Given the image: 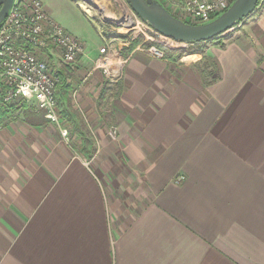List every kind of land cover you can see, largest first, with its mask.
<instances>
[{"label": "crops", "instance_id": "0c3cea01", "mask_svg": "<svg viewBox=\"0 0 264 264\" xmlns=\"http://www.w3.org/2000/svg\"><path fill=\"white\" fill-rule=\"evenodd\" d=\"M214 39L114 80L86 50L63 84L89 158L47 120L0 125V264H264V0Z\"/></svg>", "mask_w": 264, "mask_h": 264}, {"label": "built area", "instance_id": "2783aa9c", "mask_svg": "<svg viewBox=\"0 0 264 264\" xmlns=\"http://www.w3.org/2000/svg\"><path fill=\"white\" fill-rule=\"evenodd\" d=\"M81 1L83 3H78V7L85 13L80 4L86 7L91 4L89 0ZM106 1L115 13L101 20L108 28L100 33L102 45L90 73L101 71L106 78L114 80L135 52L163 60L167 52H188L197 44L180 42L158 33L131 9L127 0ZM156 1L176 18L199 25L218 17L235 0ZM127 45L133 47L124 57ZM85 57L83 42L54 22L40 0H14L0 23V103L14 105L23 101L32 104L35 111L44 113L45 120L60 127L56 101L58 87L64 78L72 76ZM61 134L64 138L68 136L63 128Z\"/></svg>", "mask_w": 264, "mask_h": 264}, {"label": "rangeland", "instance_id": "374dc122", "mask_svg": "<svg viewBox=\"0 0 264 264\" xmlns=\"http://www.w3.org/2000/svg\"><path fill=\"white\" fill-rule=\"evenodd\" d=\"M40 1L44 5V7L47 8V10L51 13L53 19H55L57 22H59L58 24L63 29H65L67 33H69L70 35H72L76 39L83 42V44L86 47V50L90 51L92 57H95L98 55L97 51H98L99 47L102 45V39L99 37V34L104 31V28H106V29L108 28V27H105V25L103 24V22L101 20L103 18H106V16L107 17L111 16L112 14H110V13H115L114 8L111 7V5L108 3V1L98 0L100 6L104 10L103 13L105 14V16H103L101 14L102 13L101 10L94 9L91 2H90L91 5H87L88 10L90 11L89 15H88V13L87 14L84 13L78 7V3L82 2L81 0H40ZM262 1L263 0H260L259 4L262 3ZM108 4H109V6H107ZM259 4L255 10H258ZM238 26H239V23L234 27L233 30L237 29ZM229 33L230 32L220 36L219 38H222L223 36H226ZM218 40L219 39H215L214 41L217 42ZM194 46H196V45H194ZM194 46L190 47L188 52H181L182 55L180 54V57L183 58L184 57L183 55L190 54V55L197 56L200 58V56H202V54H204V50H202V53L201 52L198 53L197 50L199 48L203 49V47L197 46L194 48ZM191 49H193L192 52H190ZM205 63L206 64H204V62H203L204 69L209 70L208 68L211 67L210 64L208 62H205ZM209 71L213 72V69L209 70ZM66 98L69 101V107H68V105H67V107H68L70 113L75 114L77 116V118H78L77 120H78L79 124L81 125V127L83 128L84 134H86L87 136H89L91 138V134H89V131L87 130L86 126L84 125L80 115L75 110V108L72 106V100L70 99L69 92L66 93ZM62 103L64 105V101L59 96V98L57 100V110H58L59 118L61 121L60 127L63 129H67V131H69L72 126L70 123H68L66 118H64L62 116V113H61V111L63 110ZM17 106L19 108H17L16 110L14 108L13 109L11 108V107H17ZM0 108L3 109V111H5L6 115H7L6 121L4 123H0V125H3L6 122H10V121L14 120V118L16 116H21V115L23 116L25 113L24 110H27V111L33 110L34 112H37V111H35L34 105H32V104L27 105L23 101H18L14 105H12V104L3 105L2 103H0Z\"/></svg>", "mask_w": 264, "mask_h": 264}, {"label": "water", "instance_id": "95a60500", "mask_svg": "<svg viewBox=\"0 0 264 264\" xmlns=\"http://www.w3.org/2000/svg\"><path fill=\"white\" fill-rule=\"evenodd\" d=\"M14 0H0V23ZM131 9L158 33L180 42H206L234 29L251 16L260 0H235L222 14L205 24H189L170 14L156 0H127ZM95 8L100 7L94 4Z\"/></svg>", "mask_w": 264, "mask_h": 264}, {"label": "trees", "instance_id": "16d2710c", "mask_svg": "<svg viewBox=\"0 0 264 264\" xmlns=\"http://www.w3.org/2000/svg\"><path fill=\"white\" fill-rule=\"evenodd\" d=\"M220 45H222L221 42L219 43V46ZM197 52L202 53V49L199 48L197 50ZM168 53H173V51H170ZM180 54H181V51H180ZM180 54L178 57H180ZM203 61H204V59L202 58V62ZM204 64H206V63L204 62ZM210 75L211 74H209V76ZM66 93H67V86L65 84H63V82H62L61 85L58 87V90H57L56 101L58 100L59 96L64 101V105L62 103L63 110L61 111V113H62V116L64 118H66L68 123H70L72 126L71 129L68 131V136L72 137L73 135H76L80 139V145L77 147L76 153L81 157L89 158L93 153L92 140L89 136L84 134L83 128L81 127V125L79 124V122L77 120L78 119L77 116L75 114L70 113V111L68 109L69 101L66 98ZM67 105H68V107H67ZM11 108L12 109L14 108L16 110L19 107L17 106V107H11ZM24 111H25V113L23 116H24L25 120L30 125H43L44 123H46V120L44 119V113L43 112H41V111L34 112L33 110H31V111L24 110ZM6 116H7L6 112L0 108V120L2 119L0 121V123H4L6 121Z\"/></svg>", "mask_w": 264, "mask_h": 264}, {"label": "bare ground", "instance_id": "6f19581e", "mask_svg": "<svg viewBox=\"0 0 264 264\" xmlns=\"http://www.w3.org/2000/svg\"><path fill=\"white\" fill-rule=\"evenodd\" d=\"M91 3H92L93 5H94V4H97L98 6H100L98 0H93V2H91ZM80 5H81V8L84 9L85 13H88V14H89L90 11L88 10V8H87L84 4H80ZM100 7H101V6H100ZM101 9H102V7H101ZM101 9H100V10H101ZM101 14H102L103 16H105V14H104L103 12H102ZM106 18H110V16H108V17L106 16Z\"/></svg>", "mask_w": 264, "mask_h": 264}, {"label": "flooded vegetation", "instance_id": "af4514ba", "mask_svg": "<svg viewBox=\"0 0 264 264\" xmlns=\"http://www.w3.org/2000/svg\"><path fill=\"white\" fill-rule=\"evenodd\" d=\"M89 2H93V0H89Z\"/></svg>", "mask_w": 264, "mask_h": 264}]
</instances>
